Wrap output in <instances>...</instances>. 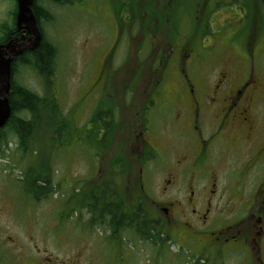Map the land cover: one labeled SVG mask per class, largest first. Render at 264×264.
<instances>
[{"label":"flooded vegetation","instance_id":"obj_1","mask_svg":"<svg viewBox=\"0 0 264 264\" xmlns=\"http://www.w3.org/2000/svg\"><path fill=\"white\" fill-rule=\"evenodd\" d=\"M220 1L191 0L205 11ZM143 6L133 8L144 21L117 26L124 33V61L132 53L138 62L124 85L125 103H111L104 117L90 112L84 131L74 133L80 145L95 149L91 181H99V191L84 203L91 204L88 227L103 224L105 233L96 237L105 244L94 248L88 261H82L88 249L83 244L67 259H52L33 245L20 253L23 264H133L139 245L132 235L151 248L185 251L192 264H264V35L255 33L257 8L264 11V0H249L245 6L255 12L244 26L249 25L248 36L231 44L228 54L223 42L213 43L207 61L197 42L178 38L175 30L173 41L155 40L157 24L169 26L147 15ZM38 27L41 46L45 37ZM29 38L23 26L16 29L15 20L0 28V44H30ZM35 51L14 57L12 82L14 65L23 63L19 59L25 55L29 61ZM239 53L245 55L244 65ZM56 76L53 68L47 72L49 100L57 104L52 94L60 98ZM112 81L110 76L101 96L109 94ZM139 88L142 96L136 101ZM99 137L108 139L104 147L98 146ZM148 171L160 173L157 189L153 186L157 199L150 201L144 187ZM36 188L30 194L39 200L44 193ZM92 233L86 229L80 239ZM134 263L142 264L136 257Z\"/></svg>","mask_w":264,"mask_h":264},{"label":"rangeland","instance_id":"obj_2","mask_svg":"<svg viewBox=\"0 0 264 264\" xmlns=\"http://www.w3.org/2000/svg\"><path fill=\"white\" fill-rule=\"evenodd\" d=\"M167 1L158 0L157 6V0H76L66 4L37 0L42 10L50 14L49 19L41 18L40 25L45 41L54 50L50 71L53 68L57 75L55 80L59 81L63 91L62 96L59 90L60 98L52 93L58 99L55 112L60 109V114L67 119H62L59 132L53 131L59 124L55 117L42 119L43 125L27 149L17 148L16 134L5 127L9 154L0 158V264H23L24 257L20 253L33 245L46 250L52 259H67L73 257L75 249L83 244L88 249L81 248L84 250L82 261H88L93 254L91 251L99 250L98 245L102 242L105 244L98 242L96 237L97 233H105L103 224L88 227L91 215L84 203V197L98 189L95 185L98 186L99 181H91L95 169L90 153L93 154L95 149L80 145L74 133L79 129L84 131L82 125L92 117L90 112L104 117L111 103H125L124 85L138 62L132 53L124 61V36L120 40L121 28L117 26L128 25L133 19L145 20L133 7L139 9L144 5L147 15L154 14L163 25L169 26L158 23L155 40L173 41L175 30L178 38L198 43L204 61L210 57L213 43L223 42L227 47L224 49L222 45V50L228 54L231 44L238 43L250 32L249 25L244 27L250 17L245 7L249 0H221L211 11L193 7L191 0H172L166 10L163 5ZM14 10V0H0V28L12 23ZM168 17L170 20L164 22ZM257 19L255 33L261 38L264 35V11L260 8H257ZM238 59L243 65L247 62L243 53H239ZM110 76H113L112 88L109 94L101 96L108 89L103 85ZM47 79L31 63L15 65V84L41 97L40 103H47L46 110L50 115L48 105L54 102L49 100ZM141 96L142 88H139L133 99L137 101ZM153 100L160 103L155 97ZM17 115L31 117L24 111ZM107 142L108 139L99 137L98 146L104 147ZM108 146L111 148L112 143ZM10 164L21 173L15 176L7 172ZM134 174L137 176V171ZM147 174L144 187L150 201L157 199L153 186L157 189L160 173L148 171ZM44 180L48 181L47 188L40 190L44 197L36 200L34 193L30 194L32 187L28 186L33 181L38 185ZM172 189L169 187L168 192ZM131 194V191L126 193ZM149 205L147 202L146 206ZM86 229H92L93 233L80 239ZM132 238L139 245L138 250L134 248L133 264L135 257L142 264H159L160 259V264H192L185 251L154 244L151 248L149 242L139 241L133 235Z\"/></svg>","mask_w":264,"mask_h":264},{"label":"trees","instance_id":"obj_3","mask_svg":"<svg viewBox=\"0 0 264 264\" xmlns=\"http://www.w3.org/2000/svg\"><path fill=\"white\" fill-rule=\"evenodd\" d=\"M51 1L57 4H66L72 3L76 0ZM33 12L39 25L41 23L42 17L45 19L50 18L49 12L44 11V9L42 10L41 6L36 3L33 5ZM53 55V47L48 42L43 40L41 46L37 47L36 51L32 53L29 61L28 58H26L27 55L23 56L19 60H22L23 63H31L34 69H36V71L39 72L40 75L45 79L47 78V72L50 71V64L52 62ZM9 101L12 107V115L5 127L10 128L16 134L18 148L27 149L29 143L34 140L35 135L43 125L42 119L45 120L46 117H49L46 114L47 103H40L41 97L36 95V93L31 90L21 85L15 84V82H12L9 93ZM23 111L26 112V114H29L31 117L23 118L22 116L17 115V113L20 114ZM33 113L35 116H33ZM51 116L59 118V125L54 129L55 132H59L61 128L60 113H56L55 108L51 107L50 117ZM5 127L0 129V155L5 154V147L8 146L9 142L5 135ZM87 206L90 207L91 204L87 203Z\"/></svg>","mask_w":264,"mask_h":264},{"label":"water","instance_id":"obj_4","mask_svg":"<svg viewBox=\"0 0 264 264\" xmlns=\"http://www.w3.org/2000/svg\"><path fill=\"white\" fill-rule=\"evenodd\" d=\"M15 1L17 4L16 29L19 30L23 26L30 35V44L22 42L14 45L12 40L0 44V128L5 126L12 114V107L9 101L12 61L15 56L21 54L23 51L36 49L42 40V33L32 10L34 0Z\"/></svg>","mask_w":264,"mask_h":264},{"label":"bare ground","instance_id":"obj_5","mask_svg":"<svg viewBox=\"0 0 264 264\" xmlns=\"http://www.w3.org/2000/svg\"><path fill=\"white\" fill-rule=\"evenodd\" d=\"M37 20V19H36Z\"/></svg>","mask_w":264,"mask_h":264}]
</instances>
